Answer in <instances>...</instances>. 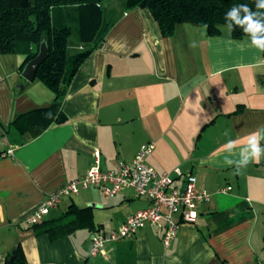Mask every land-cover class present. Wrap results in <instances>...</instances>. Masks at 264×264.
<instances>
[{
    "label": "crops",
    "instance_id": "obj_1",
    "mask_svg": "<svg viewBox=\"0 0 264 264\" xmlns=\"http://www.w3.org/2000/svg\"><path fill=\"white\" fill-rule=\"evenodd\" d=\"M122 1L110 3L112 26L101 48L85 59L68 86L61 106L65 122L51 123L19 146L10 145L0 126V151H5L0 155V264L18 243L30 264L264 262V156L239 173L225 163L226 157L239 161L243 138L264 129L263 52L251 47L247 36L233 39L228 30L208 36L190 23L163 36L147 8L124 9ZM24 57L0 54L4 126L15 114L53 100L42 82L21 76ZM238 107L242 110L234 112ZM230 140L235 142L231 153L224 147ZM145 143L154 145L146 157L151 167L158 172L179 167L210 195L194 222L179 225L168 248L160 231L146 224L132 237L108 243L102 254H89L97 228L112 230L147 206L132 189L108 199L95 188L80 189L43 219L70 206L88 207L78 212L76 226L55 239L34 233L27 217L49 193L95 164L116 169Z\"/></svg>",
    "mask_w": 264,
    "mask_h": 264
},
{
    "label": "trees",
    "instance_id": "obj_2",
    "mask_svg": "<svg viewBox=\"0 0 264 264\" xmlns=\"http://www.w3.org/2000/svg\"><path fill=\"white\" fill-rule=\"evenodd\" d=\"M102 2L0 0V54L24 55L20 66L22 69L26 62L36 56L41 42H45L48 55L37 67L35 79L53 93L49 105L17 113L5 126L0 123L10 145H22L25 137L37 136L51 123L65 122L61 106L68 86L85 59L101 48L112 26ZM258 2L260 0H123L122 6L124 9L147 8L163 36L172 35L175 26L180 23L202 26L206 35L217 36L227 23L224 17L231 7L248 5L255 12ZM260 11L264 13V9ZM229 35L233 39L246 37L238 27ZM241 108L238 107L234 112H240ZM4 152L0 151V155ZM87 209L70 206L58 217L30 226L34 233H46L50 239H55L69 230L70 226H76L78 212ZM13 250V260H9L10 252L2 264H30L19 243Z\"/></svg>",
    "mask_w": 264,
    "mask_h": 264
},
{
    "label": "built area",
    "instance_id": "obj_3",
    "mask_svg": "<svg viewBox=\"0 0 264 264\" xmlns=\"http://www.w3.org/2000/svg\"><path fill=\"white\" fill-rule=\"evenodd\" d=\"M152 143L141 145L129 162L118 161L116 169L106 170L93 165L87 173L49 193L41 206L28 217L29 225L43 220L55 209L63 197L75 195L80 189L92 187L104 199L117 195L124 189H132L137 196L145 197L147 206L128 215L116 228L106 231L97 228L91 235L89 254H102L108 243L130 238L146 224L160 231L165 248L174 241L181 223L194 222L199 206L209 199V193L198 189L196 178L179 167L156 171L147 161L153 150ZM179 181V184L175 182ZM227 186L221 190H229Z\"/></svg>",
    "mask_w": 264,
    "mask_h": 264
},
{
    "label": "clouds",
    "instance_id": "obj_4",
    "mask_svg": "<svg viewBox=\"0 0 264 264\" xmlns=\"http://www.w3.org/2000/svg\"><path fill=\"white\" fill-rule=\"evenodd\" d=\"M256 8L257 11L253 12L248 5H234L225 13V27L229 32H233L237 27L242 29L244 35L249 37L251 47L264 52V13L260 11L264 9V0H260ZM190 47H196L195 43L190 44ZM243 140L246 146L240 152L241 159L234 161L229 157L225 158V163L233 165L237 173L250 163H258L261 156H264V147L261 146L264 129L249 133ZM224 147L231 153L235 142L230 140Z\"/></svg>",
    "mask_w": 264,
    "mask_h": 264
},
{
    "label": "water",
    "instance_id": "obj_5",
    "mask_svg": "<svg viewBox=\"0 0 264 264\" xmlns=\"http://www.w3.org/2000/svg\"><path fill=\"white\" fill-rule=\"evenodd\" d=\"M48 55V48L46 46L45 42H41L39 46L38 53L34 58L29 60L28 62L25 63L21 70V76L27 80V81H32L35 78V73L36 69L39 66L40 63H42ZM13 254L14 250L11 251V256L9 257V260H13Z\"/></svg>",
    "mask_w": 264,
    "mask_h": 264
},
{
    "label": "rangeland",
    "instance_id": "obj_6",
    "mask_svg": "<svg viewBox=\"0 0 264 264\" xmlns=\"http://www.w3.org/2000/svg\"><path fill=\"white\" fill-rule=\"evenodd\" d=\"M116 1H118L119 2V0H103V8L105 9V11H107V10H109L108 8H110L109 6H110V3L111 2H113V3H116ZM70 25L72 26V24L70 23ZM222 31L224 32L225 30L227 31V28L225 27V26H223L222 27ZM16 88H18V87H16ZM98 191V190H97ZM99 192V191H98ZM100 193V192H99ZM100 197L102 198V199H104L101 195H100Z\"/></svg>",
    "mask_w": 264,
    "mask_h": 264
}]
</instances>
